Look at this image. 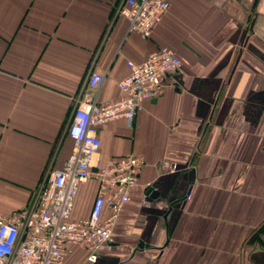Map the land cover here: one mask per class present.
I'll return each mask as SVG.
<instances>
[{
  "label": "crops",
  "instance_id": "1",
  "mask_svg": "<svg viewBox=\"0 0 264 264\" xmlns=\"http://www.w3.org/2000/svg\"><path fill=\"white\" fill-rule=\"evenodd\" d=\"M119 1L0 0V218L27 208L70 155L63 128L87 72L105 75L99 101H113L127 60L168 47L181 67L161 94L131 129L98 130L101 164L143 165L93 264H264V0H170L147 39L115 16ZM95 191L79 186L73 219ZM84 257L75 246L66 263Z\"/></svg>",
  "mask_w": 264,
  "mask_h": 264
},
{
  "label": "built area",
  "instance_id": "2",
  "mask_svg": "<svg viewBox=\"0 0 264 264\" xmlns=\"http://www.w3.org/2000/svg\"><path fill=\"white\" fill-rule=\"evenodd\" d=\"M169 1L120 0L114 14L127 19L128 31L147 39ZM126 67L113 101H99L104 74L85 75L63 128V136L72 142L71 153L61 167H47L27 208L0 218V264H67L75 246L85 251L80 264H93L112 241L119 215L138 186L143 161L126 155L101 164L98 130L118 120L131 129L143 102L161 94L163 78L176 73L181 61L172 49L161 47L141 62L127 60ZM90 181L96 191L88 213L73 219L79 186Z\"/></svg>",
  "mask_w": 264,
  "mask_h": 264
},
{
  "label": "water",
  "instance_id": "3",
  "mask_svg": "<svg viewBox=\"0 0 264 264\" xmlns=\"http://www.w3.org/2000/svg\"><path fill=\"white\" fill-rule=\"evenodd\" d=\"M252 29H253V22L247 28H245L242 31V33H241L240 40H239L240 49L238 50V54H237L236 59H235L234 67L237 65V63L239 61V58L241 56V53H242L241 47L246 42L247 33H251ZM234 67H233V69H234ZM188 194H189V191L187 192V194L184 197H182L181 199L177 200V202H182L183 203L185 201L186 197L188 196Z\"/></svg>",
  "mask_w": 264,
  "mask_h": 264
},
{
  "label": "trees",
  "instance_id": "4",
  "mask_svg": "<svg viewBox=\"0 0 264 264\" xmlns=\"http://www.w3.org/2000/svg\"><path fill=\"white\" fill-rule=\"evenodd\" d=\"M116 6V5H115ZM115 6H114V8H113V11H114V9H115Z\"/></svg>",
  "mask_w": 264,
  "mask_h": 264
},
{
  "label": "rangeland",
  "instance_id": "5",
  "mask_svg": "<svg viewBox=\"0 0 264 264\" xmlns=\"http://www.w3.org/2000/svg\"><path fill=\"white\" fill-rule=\"evenodd\" d=\"M83 260H84V259H83ZM83 260H82V261H83ZM82 261H81V262H82ZM81 262H80V263H81ZM80 263H79V264H80Z\"/></svg>",
  "mask_w": 264,
  "mask_h": 264
}]
</instances>
